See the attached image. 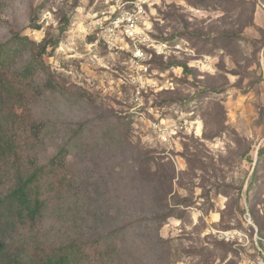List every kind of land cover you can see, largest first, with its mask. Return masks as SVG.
I'll return each instance as SVG.
<instances>
[{"label": "rangeland", "instance_id": "rangeland-1", "mask_svg": "<svg viewBox=\"0 0 264 264\" xmlns=\"http://www.w3.org/2000/svg\"><path fill=\"white\" fill-rule=\"evenodd\" d=\"M1 2L0 42H40L68 20L43 57L64 85L30 106L43 124L38 164L86 128L68 192L38 221L48 246L113 234L115 264H264V0ZM135 6L150 36L178 46L148 60L143 87L100 34ZM164 194L188 204L159 225Z\"/></svg>", "mask_w": 264, "mask_h": 264}, {"label": "trees", "instance_id": "trees-1", "mask_svg": "<svg viewBox=\"0 0 264 264\" xmlns=\"http://www.w3.org/2000/svg\"><path fill=\"white\" fill-rule=\"evenodd\" d=\"M1 10L0 0V13ZM30 17L33 20L34 14ZM67 25L68 20L61 19L55 31L47 28L40 42L17 32L0 42V264H115V256L107 244L113 234L98 239H66L48 246L37 226L68 192L71 184L68 157L73 142L86 132V128L77 129L45 163L38 164L31 155L44 136L43 124L31 117L30 106L50 93L59 92L64 85L47 68L43 57L48 49L56 48ZM33 27L39 29L36 24ZM26 50L28 60L17 67L20 54ZM145 163L151 165L154 161L147 156ZM171 201L165 202V194L162 199L155 197L153 204L165 209L152 222L164 224L175 215L178 205L188 204L185 199Z\"/></svg>", "mask_w": 264, "mask_h": 264}, {"label": "built area", "instance_id": "built-area-1", "mask_svg": "<svg viewBox=\"0 0 264 264\" xmlns=\"http://www.w3.org/2000/svg\"><path fill=\"white\" fill-rule=\"evenodd\" d=\"M141 13L140 6L122 11L118 16L111 17L105 22L100 28V34L103 35L109 49L124 51L130 55V68L136 73L134 79L140 87H143L142 78L147 86L151 85L146 79L149 74L148 60L153 55L165 57L178 46H172L168 42L150 36L142 26Z\"/></svg>", "mask_w": 264, "mask_h": 264}]
</instances>
